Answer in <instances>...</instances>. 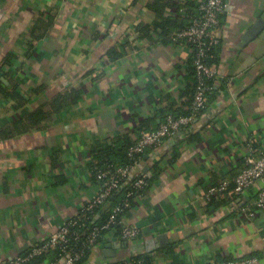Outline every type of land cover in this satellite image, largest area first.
Returning <instances> with one entry per match:
<instances>
[{
	"label": "crops",
	"instance_id": "0c3cea01",
	"mask_svg": "<svg viewBox=\"0 0 264 264\" xmlns=\"http://www.w3.org/2000/svg\"><path fill=\"white\" fill-rule=\"evenodd\" d=\"M152 1L0 0V264L46 242L97 196L101 184L89 163L98 141L124 136L136 142L165 121L164 109L188 99L182 91L192 48L161 38L162 29L150 37L135 32L138 24L152 27L158 20L147 6ZM165 1V15L181 22L185 5L199 11V0ZM225 4L214 64L219 91L196 121L198 139L189 140L185 128L145 152L163 172L123 217L140 237L107 234L87 264H113L137 250L153 256V264L252 256L264 264V213L243 212L257 188L232 198L209 195L212 187L230 186L248 155L264 153V27L252 30L264 17V0ZM127 44L112 60L111 50ZM70 88L81 90L78 104L39 127L23 122L17 128ZM212 198L219 204L210 206ZM163 236L164 246L146 251Z\"/></svg>",
	"mask_w": 264,
	"mask_h": 264
},
{
	"label": "built area",
	"instance_id": "2783aa9c",
	"mask_svg": "<svg viewBox=\"0 0 264 264\" xmlns=\"http://www.w3.org/2000/svg\"><path fill=\"white\" fill-rule=\"evenodd\" d=\"M226 4L225 0H199V13L192 20L189 27L174 35V40L185 39L191 43L192 49L190 50L194 55V65L199 80V85L194 97L192 106H190L191 114L188 116L168 115L165 121L156 130H144L142 131L138 140L130 147L129 155L135 157L137 155L144 154L149 148L160 147L164 141L189 127L192 121L207 108L208 100L207 93L212 90V86L205 83V80L213 79L217 77V71L214 66L208 65L204 61L206 51L208 48L219 45L221 38L219 34V27L221 24V17L225 13ZM193 57V56H192ZM256 152V151H255ZM139 162H135L131 166H121L117 168L107 167L100 169L97 173V178L102 182L101 190L97 196L88 203V209H92L95 206L103 205L113 194L114 191L119 189H126V179L134 175V170L138 168ZM152 164L148 163L146 167L147 172H141L138 174L139 178L133 183L135 189H143L147 186V179L151 176L149 172L152 168ZM235 194H242L245 191H249L253 188H257V197L253 204L246 206L243 212L247 216L254 218L258 213L254 212V209L264 213V153L257 157L255 153L246 157V164L243 169L235 177ZM261 185V186H260ZM227 184H222L218 187H212L209 190V195H217L226 191ZM133 196L132 192H128L122 202L116 204L111 210L110 219L104 228L110 227L112 224L121 225L120 240L132 241L140 237L138 229L129 226L123 221V218L118 220V216L126 209L131 207L130 198ZM73 220L62 226L54 235H52L46 242L33 247L28 253L22 255L6 264H27L30 259L40 256L50 249L55 248L58 245H65L70 241V224H73ZM101 228L95 227L89 234L87 243L91 247H95L96 250L99 246H96V240L100 235ZM75 238L79 237L78 233L73 234ZM65 257L54 264H76L84 253L82 251L68 252L66 247L63 248ZM131 257L119 259L116 264H142L141 261L134 262ZM258 258L255 256L239 259V260H226L223 262H212L210 264H257Z\"/></svg>",
	"mask_w": 264,
	"mask_h": 264
},
{
	"label": "trees",
	"instance_id": "16d2710c",
	"mask_svg": "<svg viewBox=\"0 0 264 264\" xmlns=\"http://www.w3.org/2000/svg\"><path fill=\"white\" fill-rule=\"evenodd\" d=\"M149 9H152L155 12V15L157 16V21L153 23V26L151 25H141L138 24L135 28V32L138 34V36H141V34L147 35V37H150V32L155 31L157 29H162V32L160 33L161 38L164 39H174V35L172 34L177 29L187 28L191 25L192 20L190 19L191 16L196 17L199 12H196V7L194 4L185 5L186 8V18L182 19V22L180 21V18L172 19V17H168L165 15V10L167 7H169V2L165 0H154L150 2L148 5ZM198 11V10H197ZM180 43H185L192 47L191 43L188 42L185 39L178 40ZM220 45V44H219ZM219 45L210 47L206 51V56L203 58L204 61L211 66L217 65V57L219 53ZM129 44L122 46L120 52L113 48L110 52V56L112 60L117 59L121 55H123V52H127V49H129ZM193 56V57H192ZM191 58L186 62V80H187V88L182 91V96H187L188 99L182 103L180 107L175 108L173 105H169L168 108L164 109L163 117H166L167 115H174L176 117L179 116H188L191 114L190 106H192V103L194 101V97L199 85V80L197 77L196 68L194 65V55H192ZM10 57V56H9ZM9 59H6V62L8 63ZM216 78V77H215ZM215 78L213 79H206L205 83L212 86V90L207 93V108L211 102H214L216 99V94L219 91L217 89V85L215 84ZM36 93L41 92L40 89L35 90ZM82 98V92L78 88H70L66 91H63L62 93H59L55 96L49 102L48 104H42L37 109H35L29 116H27L25 119H22L18 121L17 128L19 123L25 122L26 124L34 126H40L44 120H46L48 117H50L54 113H58L69 106L76 105ZM17 106L20 107V105L17 102ZM188 107V109H185V107ZM204 109L198 116L192 121L191 125L186 128L188 133V139L189 140H195L198 139V134L193 132V128L196 125V121H198L201 117V115L207 110ZM191 129V130H190ZM190 130V131H189ZM134 141H131L127 137H118L112 142H106V141H98L91 150V159L89 163V168L93 173V180L95 183L102 184L100 180L97 178V173L100 169H104L107 167H121V166H131L135 162H139L138 169L134 170V175L128 179H126L124 182L126 183V189H119L113 192L112 196L103 204L99 206H95L92 209H88V206H85L73 219V224H70V241L65 245H58L53 249H50L49 251L45 252L44 254L34 257L30 259V261L27 264H44L45 262H48L49 264H54L60 262L63 257H65V253L63 252V248L66 247V250L68 252L73 251H82L84 253V257H82L76 264H87L91 257L93 256V253L95 251V247H91L88 243V236L89 234L94 230L95 227L101 228L100 235L96 240V246L102 245V243L105 240V236L111 232L114 233V235L117 238H120V231H121V225L119 224H112L108 228H104L105 225L108 224L111 210L113 207L122 202V200L125 198L126 194L130 191L133 193V196L130 198L131 200V207L134 206L135 201L137 198L141 197L142 195H145V193L150 189L152 184L155 180L159 179V177L162 175V168L160 167L159 163L154 162L152 165V168L150 169L151 176L147 179V186L143 189H135L133 187V183L139 178L138 174L143 171V168L141 167L142 164L150 162L149 159L145 157V153L141 155H137L135 157H132L129 155V149L134 144ZM154 149L150 150V153L153 152ZM149 152V151H148ZM238 174V172H237ZM235 174V177L237 176ZM235 179V178H234ZM234 187L235 182L234 180L231 182L230 186L227 188L226 191L222 192L225 193L226 197H234L237 194L234 193ZM216 196V195H215ZM217 205L219 204L218 201H215L213 198L211 199V202L209 205ZM126 208L119 216L118 220L123 218L127 212L131 209ZM254 212L261 214L260 211H257V209H254ZM78 233L79 237L75 238L72 236L73 234ZM28 253V252H27ZM133 259L132 261H141L142 264H153V256L148 254H141V255H134L131 257ZM116 264V263H113Z\"/></svg>",
	"mask_w": 264,
	"mask_h": 264
},
{
	"label": "water",
	"instance_id": "95a60500",
	"mask_svg": "<svg viewBox=\"0 0 264 264\" xmlns=\"http://www.w3.org/2000/svg\"><path fill=\"white\" fill-rule=\"evenodd\" d=\"M263 27H264V17H263L262 20H260V21L257 22V24L253 27L252 30H253L255 33H258ZM147 171H148V168L146 167V169H144L143 172H147ZM165 243H166V238H165V236L160 237L159 240H158V243H157L155 240L150 241V242L147 243L148 246H147L146 251L150 252V250H153V249H155V248H157V247H159V246H164ZM119 246L121 247V246H123V244L120 242V243H119ZM120 249H121V248H120ZM139 252H140V251L137 250L136 254L138 253L137 255H141ZM132 256H134V255H132ZM132 256H129V257H132ZM117 257H118V258H121V259H124V258H125V256H119V255H118Z\"/></svg>",
	"mask_w": 264,
	"mask_h": 264
}]
</instances>
